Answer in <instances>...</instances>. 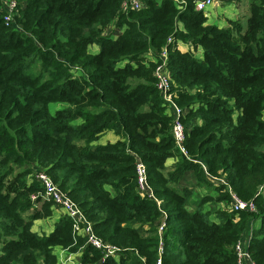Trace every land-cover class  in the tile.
Here are the masks:
<instances>
[{"label":"trees","instance_id":"1","mask_svg":"<svg viewBox=\"0 0 264 264\" xmlns=\"http://www.w3.org/2000/svg\"><path fill=\"white\" fill-rule=\"evenodd\" d=\"M125 1L16 0L19 15L7 27L0 0V264H60L57 247L81 253L79 264H157L161 210L163 264H237L235 246L252 224L249 250L264 264V0H247V26L238 19L225 28L208 25L194 0L182 11L172 0H139L144 9L124 11ZM112 26L116 36L107 34ZM178 41L202 48L203 58L181 52ZM163 48L185 111L187 157L148 58ZM51 104L66 107L53 114ZM107 132L119 140L95 144ZM137 158L160 208L138 192ZM40 170L120 249L119 260L101 263L102 252L66 216L50 234L33 232L52 216V203L32 200L43 191L30 181ZM189 172L196 185L181 188ZM208 175L224 176L256 212L224 208L227 187ZM198 188L216 194L195 200Z\"/></svg>","mask_w":264,"mask_h":264},{"label":"built area","instance_id":"2","mask_svg":"<svg viewBox=\"0 0 264 264\" xmlns=\"http://www.w3.org/2000/svg\"><path fill=\"white\" fill-rule=\"evenodd\" d=\"M178 7L179 10L184 9L185 0H172ZM4 5L5 15L4 22L7 27H10L15 20V17L19 15V8L16 0H12L9 3L2 2ZM216 0H194V8L198 12H203L205 15L208 13V8L216 4ZM144 9V4L139 0H126L123 4V10H133L140 11ZM20 29V27H18ZM114 27L108 29L107 34L116 36L113 33ZM171 42V40L169 41ZM193 48V47H191ZM195 53V52H193ZM156 55L153 52H150L148 58L153 60L157 64L154 70V76L156 79V88L159 91L164 105L166 106L168 112L173 116V137L177 149L180 153L188 156L185 141L187 139L185 125L182 118L185 115V111L178 105L175 100V92L173 90L172 80L167 69L168 63V50L163 48ZM204 170L207 171L206 167ZM136 174H137V185L138 192L143 198H148L154 200L157 203V206L160 208L162 202L155 197L154 191L149 184L147 167L139 158H137L136 163ZM210 181L213 184H222L227 187V190L231 196V201L229 205H224V208L230 212H239V211H249L256 212V206L253 201L245 202L241 200L237 194L233 191L231 186L228 184L227 179L223 176L220 178L212 177L208 175ZM38 181L42 187L43 191L35 193L32 195V200L35 203V207L38 206V198H42L43 201L52 203L53 207L60 209L64 212V215L68 217L73 222L74 234L77 236L83 237L86 239V243L94 248L95 250L101 251L103 254V259L112 257L115 260H119L121 256V251L119 248L111 245L108 242L102 240L94 231L93 224L87 219L80 206L73 201L64 191H62L53 179L46 173L44 170L37 171L34 176L31 178ZM162 219L158 226V237H159V249H158V260L157 264H163L162 256L164 252V233L166 230V218L167 215L162 211ZM253 224L250 227L249 233L242 237L235 246L236 254V263L237 264H257L249 250V245L251 241ZM69 254L66 250H62L60 254V264L74 263L72 255H68L64 261L61 257L62 255Z\"/></svg>","mask_w":264,"mask_h":264},{"label":"crops","instance_id":"3","mask_svg":"<svg viewBox=\"0 0 264 264\" xmlns=\"http://www.w3.org/2000/svg\"><path fill=\"white\" fill-rule=\"evenodd\" d=\"M219 6H221V4L217 2L216 4H214V5H212L211 7L208 8V13L205 15V17L207 18V24L208 25H215V24H213L212 21H216L217 20V15L213 14V12H214L213 8H218ZM237 18H238V16H236V13L228 12L227 13V17H226V21L225 22H221V25H215V26H217L219 28H225V27H227L229 25L230 21H236ZM211 19H212V21H211ZM182 27H183V25L180 23L179 24V28L182 29ZM177 47L183 53L191 51V52H195V55H196L197 58H200V59L203 58V56L200 55V49H202V48H199V49L195 50L194 48H191V46L189 44L184 43L182 41H178L177 42ZM97 49H98L97 47L94 48V51H97ZM118 140H119V137H117L113 132H107V133L103 134L100 137V139H99V141L97 143H99V145H106L108 143H112L113 144V143H116ZM174 163H176L175 159L168 160L167 161V167H172V165ZM195 185H196V178H195V175H194L193 172L187 173L185 178L180 183V187L181 188H183V187H190L191 188V187H194ZM197 191L202 196H206V195L215 196V194H216V192L212 188L211 189L198 188ZM209 206H208V210L212 211L214 209V207H212L211 205H209ZM64 216L65 215H64V212L62 210L56 209L55 207H52V216L47 218V219H44V220L35 221L34 225H33V228H32L33 232H35L37 234H43V233L50 234L55 229L56 223L61 218H63ZM62 250L63 249L59 248V247H57L55 249V254L58 257L59 263H60V260H61L60 254H61ZM68 255H72L73 256L74 263H67V264H79L81 253H78V254H70V253L67 254L66 253V255H62L61 257L65 261V259H66V257Z\"/></svg>","mask_w":264,"mask_h":264},{"label":"rangeland","instance_id":"4","mask_svg":"<svg viewBox=\"0 0 264 264\" xmlns=\"http://www.w3.org/2000/svg\"><path fill=\"white\" fill-rule=\"evenodd\" d=\"M1 1L5 2V3H7V2L9 3L12 0H1ZM244 3L241 5H235V4L221 5L218 8H213V10H214L213 14L217 15V20L212 21V19H211V21L215 25H221V22L226 21L227 13L228 12H234V13H236V16H238L237 20L240 19L243 22V24L245 26H247V21H248V18L250 16V3L247 0L244 1ZM94 48H96V46L91 47L90 52L93 54H97L98 49H97V51H94ZM200 55L203 56V50L202 49H200ZM64 107H66L65 104H51L50 109H51V112L54 114L57 109L64 108ZM97 144H99V143H97ZM197 194L198 195L194 196L195 200H197L200 197H203L202 195L199 194L198 191H197ZM205 209L207 210L208 208L206 207Z\"/></svg>","mask_w":264,"mask_h":264}]
</instances>
